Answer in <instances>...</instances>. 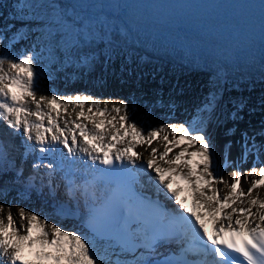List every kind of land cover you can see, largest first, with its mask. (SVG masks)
Returning a JSON list of instances; mask_svg holds the SVG:
<instances>
[{"label": "snow or ice", "instance_id": "obj_1", "mask_svg": "<svg viewBox=\"0 0 264 264\" xmlns=\"http://www.w3.org/2000/svg\"><path fill=\"white\" fill-rule=\"evenodd\" d=\"M22 38L13 36L6 49L0 47V122L22 136L24 160L40 156L25 176L23 166L9 159V144L0 133V175L14 171L15 182L24 186L21 199L30 200L33 191L42 195L45 188L55 197L60 185L54 175L66 162L83 163L80 182L81 170L71 167L62 179L69 199H83L91 235L50 222L40 210L17 206L14 212L0 187V264H264V159L245 136L240 160L230 161L226 147L221 161L200 115L211 112L215 96L192 120L153 127L133 119L134 109L125 100L44 94L38 54L12 51ZM5 39L0 32V45ZM253 148L256 160L244 170L240 165ZM57 152L55 163H44ZM145 177L156 199L136 190ZM100 179L106 181L102 203L97 202ZM177 180L187 187H173ZM185 191L192 197L191 210L187 197L181 199ZM161 194L174 210L161 203ZM170 245L179 251H160ZM25 249L34 260L25 258Z\"/></svg>", "mask_w": 264, "mask_h": 264}, {"label": "bare ground", "instance_id": "obj_2", "mask_svg": "<svg viewBox=\"0 0 264 264\" xmlns=\"http://www.w3.org/2000/svg\"><path fill=\"white\" fill-rule=\"evenodd\" d=\"M0 32L6 37L0 47L6 49L13 36L19 35L23 38L11 45L12 51L19 54L27 50L38 54L37 64L45 76L41 81L44 94L80 93L104 100H125L134 109L133 119L146 120L153 127L161 122L190 121L215 96L211 112L200 115L206 120V131L221 161L226 147L230 161L240 160L245 136L248 147L255 144L264 159V77L222 76L214 70L158 61L133 50L84 46L77 41L73 26L54 0H0ZM241 102L247 105L241 108ZM233 113L237 118H233ZM1 125L11 133L3 122ZM14 137L22 147L19 150L21 159L23 138ZM58 158V152L50 154L44 163H55ZM11 159L15 161L13 156ZM255 160L256 149L253 148L240 167L246 170ZM231 172L229 167L225 175L230 176ZM0 187L5 189L3 202L12 203L14 212L17 206L40 210L50 217V222L59 221L67 228L86 233L70 214L71 204L83 205V199L75 200L69 207L66 199L49 196L45 191L42 195L33 191L30 200L21 199L24 186L15 182V173L11 170L0 175ZM58 210L65 215H56ZM24 254L27 260L35 259L27 249Z\"/></svg>", "mask_w": 264, "mask_h": 264}, {"label": "water", "instance_id": "obj_3", "mask_svg": "<svg viewBox=\"0 0 264 264\" xmlns=\"http://www.w3.org/2000/svg\"><path fill=\"white\" fill-rule=\"evenodd\" d=\"M71 25L73 26L74 34L77 36L80 32V28L76 25H73L72 23Z\"/></svg>", "mask_w": 264, "mask_h": 264}, {"label": "rangeland", "instance_id": "obj_4", "mask_svg": "<svg viewBox=\"0 0 264 264\" xmlns=\"http://www.w3.org/2000/svg\"><path fill=\"white\" fill-rule=\"evenodd\" d=\"M16 7V6H15ZM41 88H42V85H41ZM42 90H43V88H42ZM237 102V101H236ZM241 104H243V105H247V103L246 102H241Z\"/></svg>", "mask_w": 264, "mask_h": 264}]
</instances>
